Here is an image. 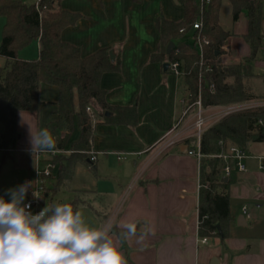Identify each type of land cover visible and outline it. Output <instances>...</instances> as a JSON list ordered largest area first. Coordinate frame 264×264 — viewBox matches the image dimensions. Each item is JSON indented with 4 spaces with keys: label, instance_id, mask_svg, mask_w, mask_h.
Masks as SVG:
<instances>
[{
    "label": "crops",
    "instance_id": "1",
    "mask_svg": "<svg viewBox=\"0 0 264 264\" xmlns=\"http://www.w3.org/2000/svg\"><path fill=\"white\" fill-rule=\"evenodd\" d=\"M24 2L30 5L27 0ZM61 9L79 16L74 25L62 31L61 39L79 48L83 59L105 49L113 59L120 57V71L106 73L101 79L106 103L116 108L136 106L137 112L135 125H115L105 123L100 117L94 119L93 168L89 159L87 165L79 164L75 168V171L79 166L89 169L94 174L93 184L87 190L73 188L74 171L69 189H66L70 192L60 194L61 199L68 201L76 192L102 199L114 197L112 209L104 210L109 214L104 225L112 226L110 236L120 247L127 264H264V239L256 241L253 238L250 233L253 226L252 230H247L251 217L246 208L252 202H264V169H260L261 165L264 167V159H261L264 158V142L248 145L247 171L233 174L235 182L229 189L231 222L227 238H206V244L199 235L201 163L188 155L195 149V140L177 142L163 150L168 136L179 134L183 138L195 132L196 109H192L181 126L174 130L186 106L191 104L185 77L176 76L170 68L164 69L165 64H170L168 59L151 60L162 43L158 20L179 23L184 18L179 0H62ZM241 20L246 24L245 32H231L228 40L239 60L233 66L242 63L249 66L263 90L256 88V91L264 95V55L260 50L254 60L243 56V49L250 54L251 50L243 38L247 32L245 16L233 25ZM263 25L264 19V35ZM194 33V30L187 33L184 41L192 44ZM34 43L39 54V42ZM171 43L176 45V42ZM25 50L18 52L19 59L33 60L26 57ZM250 88L255 94L251 83ZM258 94L255 95L262 99ZM59 96L57 87L42 84L39 93L42 105L37 111L18 113L16 146L11 152H0L3 164L10 158L16 169L26 175L22 184L33 180L37 162L32 153L30 128L35 134L58 121ZM227 109V106L207 108L206 129L221 121ZM73 122L74 131L66 150H70L80 137L77 118ZM47 160L45 156L39 159L41 165ZM60 169L61 165L51 181L56 180ZM221 177L223 183L229 179L223 173ZM27 199L28 193L24 203ZM234 201L247 209V215L243 211L245 217H236L232 208ZM91 210L97 215L101 213L93 207ZM128 222L138 223V236L121 243L119 233L122 225ZM145 224L154 232L138 242L140 227Z\"/></svg>",
    "mask_w": 264,
    "mask_h": 264
},
{
    "label": "trees",
    "instance_id": "2",
    "mask_svg": "<svg viewBox=\"0 0 264 264\" xmlns=\"http://www.w3.org/2000/svg\"><path fill=\"white\" fill-rule=\"evenodd\" d=\"M229 2L232 22L242 15L247 20V32L243 36L250 47V59L254 60L261 50L264 35L262 21L264 0H210L201 9L195 0H179L184 18L173 23L160 18L157 22L162 43L152 56V62L177 61L185 72L190 102L201 99L204 108L230 106L259 99L250 88L253 78L249 66L237 65L221 68L215 65L217 54L232 36L220 25V11ZM62 0H39L28 5L24 0H0V19L5 23L2 30L0 56L6 60L0 67V149H13L19 139L17 115L19 112L37 111L42 105L40 86L47 84L59 89L58 121L48 126L55 141V149L64 150L74 131V118L80 129L79 139L71 145V154L56 156L53 162L61 169L50 191L57 194L69 189L75 168L79 164L94 163L89 156L94 137V119L100 117L109 124L137 122L136 106L111 107L106 103L100 83L104 74L120 71V57L112 58L105 49L83 59L80 49L61 39L64 29L72 26L79 16L61 9ZM199 21L201 30L195 31L193 43L184 37ZM183 31V33H181ZM206 37L209 44L204 50L206 64L201 65L196 49V38ZM39 42V54L33 60H21L18 52ZM176 42L169 56L167 46ZM214 86V87H212ZM91 107L92 113L87 112ZM109 114V115H108ZM264 142V107H256L231 114L206 129L200 139L201 160L199 235L201 238L218 237L225 240L231 222L230 186L235 182L233 174L222 182L223 163L214 158L228 146L247 150L249 144ZM90 165V164H89ZM77 203L72 204L77 210ZM120 237V233H119Z\"/></svg>",
    "mask_w": 264,
    "mask_h": 264
},
{
    "label": "clouds",
    "instance_id": "3",
    "mask_svg": "<svg viewBox=\"0 0 264 264\" xmlns=\"http://www.w3.org/2000/svg\"><path fill=\"white\" fill-rule=\"evenodd\" d=\"M32 153L54 151L56 141L47 128L35 134L30 128ZM33 181L10 188V200L0 197V264H127L110 236V224L89 226L81 211L71 204L56 203L38 213L24 203ZM35 197V193L33 192ZM121 243L138 236V223L122 225ZM154 232L140 227L139 240Z\"/></svg>",
    "mask_w": 264,
    "mask_h": 264
},
{
    "label": "built area",
    "instance_id": "4",
    "mask_svg": "<svg viewBox=\"0 0 264 264\" xmlns=\"http://www.w3.org/2000/svg\"><path fill=\"white\" fill-rule=\"evenodd\" d=\"M39 1V0H38ZM196 3L199 5L201 9L207 7L210 4V0H195ZM38 3V2H37ZM36 3V4H37ZM262 10H264V4L262 5ZM202 24L197 21L193 25V30L198 31L201 30ZM183 33V31H181ZM209 44V41L206 37L198 36L196 38V49L197 52L200 55V63L201 65L206 64L207 61L204 60V50L205 47ZM262 54L264 55V39L261 46ZM238 58L234 55V49L231 45L228 43L222 48L221 53L217 54L215 65L221 68H226L235 65L238 63ZM169 68L173 71V73L176 76H185V72L181 68V64L177 61L171 62L169 64ZM214 87V86H212ZM232 106V105H231ZM261 107V106H256ZM253 106L249 107H241V108H235V107H228L225 115L223 114V118L227 117L231 114L246 111L252 108H256ZM192 109H196V115H195V123H194V134L190 136L181 137L179 134H174L173 136H168L164 141L163 150H166L176 144L177 142L186 141L189 139H194L196 146L194 150H191L188 152V155L195 157L199 163H201V160L204 158V155L200 152V139L203 134V132L206 130L207 126V119L205 117L206 109L202 106L201 99L199 98L196 102L188 104L186 106L185 111L183 112L182 117L177 122L174 130L179 128L181 124L183 123L184 119L187 117L189 112ZM87 112L92 113L91 107L87 108ZM13 149H0L1 153H8L11 152ZM71 150H58L55 149L54 151H46V152H37L35 153L36 156V166L34 169V177H33V188L29 189L28 191V199L26 201L27 203L31 204V212L33 214L38 213L40 210H42L46 204L48 203V191H47V183L51 179L54 178V173L57 172L60 168V165L58 163L53 162V159L56 156H65L71 154ZM90 156L92 155V152L89 153ZM45 156L46 158H49V160L46 161L45 165H41L39 159ZM123 157H120L122 159ZM214 158H219L221 162L223 163L222 173L225 177H229L233 173H244L247 171V165L246 161L249 158V154L246 150L238 147V146H228L225 152L222 154L215 156ZM264 159V158H261ZM92 162L95 161V158L91 156ZM260 169H264V167L261 165ZM33 192L35 193V197L33 196ZM244 214L247 215V209L244 208ZM249 216V215H248ZM202 243L206 244L207 239L204 238L201 240Z\"/></svg>",
    "mask_w": 264,
    "mask_h": 264
},
{
    "label": "rangeland",
    "instance_id": "5",
    "mask_svg": "<svg viewBox=\"0 0 264 264\" xmlns=\"http://www.w3.org/2000/svg\"><path fill=\"white\" fill-rule=\"evenodd\" d=\"M38 0H27V3L30 5L35 4ZM5 20L0 19V44L2 40V30L4 26ZM220 25L225 31L234 32L241 34L245 32L246 30V24L243 20H241V23L238 25H233L232 22V10H231V5L229 2H224L221 7L220 11ZM263 30H264V25H263ZM190 42L191 40L188 39ZM35 43H32L29 47L26 48L25 50V55L26 57H31L30 59H36L38 56L37 52L35 51ZM243 56L245 58H249L251 54L246 50L243 49ZM35 57V58H32ZM242 65H245L242 63ZM5 66V61L0 57V67ZM249 83L252 84L255 90V94H258L259 91H256V88H261L259 85V82L256 81V79L251 78ZM261 92L263 91L262 88L260 89ZM260 97H264V95L258 94ZM262 99H259L257 101L253 102H247V103H242V104H237V105H230L227 107H235V108H241V107H249V106H261L264 105V101ZM0 195L4 199L7 200L8 197V190L10 188H17L22 184V181L25 178V174L18 169H16L15 164L10 158H7L5 163H2V158H0ZM56 175V173H54ZM94 181V174L90 172L89 169L79 166L74 175V183H73V188L75 189H81V190H87L90 189V185L93 184ZM53 181H48L47 183V191H48V196L50 198L49 205L52 204L53 202L56 203H68V204H74V203H82L79 205L78 210L82 212L83 217L86 221V223L91 226V227H100L103 226L105 223L106 217L109 215L108 213H105V209L111 210V206L113 205L114 202V197H108L105 199L95 197V196H89V195H84V193L76 192L75 194L73 193L70 196V200H62L60 194H67L70 192V190L66 191V189H63L59 191L57 194H53L50 191V188H52ZM10 197V196H9ZM93 200L94 202H90ZM25 202V201H24ZM242 203L240 202H233L232 208L233 211L236 215V217H245L243 214L244 208L242 207ZM91 207H93L94 210H98L101 213L100 214H95L92 212ZM113 207V206H112ZM246 208L248 209V213L250 214L251 220L249 221L248 225V231L252 230L253 226V231L250 233H253V238L257 240L259 239H264V202H255L250 205H246ZM109 212V211H108ZM246 228V227H245Z\"/></svg>",
    "mask_w": 264,
    "mask_h": 264
},
{
    "label": "water",
    "instance_id": "6",
    "mask_svg": "<svg viewBox=\"0 0 264 264\" xmlns=\"http://www.w3.org/2000/svg\"><path fill=\"white\" fill-rule=\"evenodd\" d=\"M175 48V44L174 43H170L169 45H168V47H167V55H170L171 54V52H172V50ZM169 64L167 63V64H165L164 65V69H168L169 68Z\"/></svg>",
    "mask_w": 264,
    "mask_h": 264
}]
</instances>
